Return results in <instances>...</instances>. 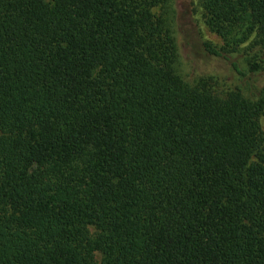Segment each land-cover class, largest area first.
Segmentation results:
<instances>
[{"label":"trees","instance_id":"obj_1","mask_svg":"<svg viewBox=\"0 0 264 264\" xmlns=\"http://www.w3.org/2000/svg\"><path fill=\"white\" fill-rule=\"evenodd\" d=\"M173 1L0 0V264H264V83L185 80ZM200 4L263 75L264 0Z\"/></svg>","mask_w":264,"mask_h":264},{"label":"rangeland","instance_id":"obj_2","mask_svg":"<svg viewBox=\"0 0 264 264\" xmlns=\"http://www.w3.org/2000/svg\"><path fill=\"white\" fill-rule=\"evenodd\" d=\"M170 15L178 46L177 70L185 80L193 83L201 76L214 74L239 88L246 96L255 97L258 94L264 83V74L248 73L246 60L250 56L243 52L229 55L246 73V76H240L228 69L227 61L205 51V41L218 47L223 45V41L205 24L200 0H174ZM261 123L264 128V111Z\"/></svg>","mask_w":264,"mask_h":264}]
</instances>
